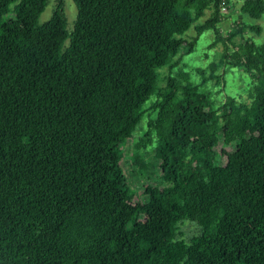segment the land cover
<instances>
[{
    "label": "trees",
    "instance_id": "trees-1",
    "mask_svg": "<svg viewBox=\"0 0 264 264\" xmlns=\"http://www.w3.org/2000/svg\"><path fill=\"white\" fill-rule=\"evenodd\" d=\"M223 1L229 12L232 0H74L70 31L63 0L43 24L49 0H0V264H264V43L246 36L263 28L240 17L224 34ZM240 12L259 19L264 0ZM207 30L220 62L161 85ZM232 69L248 99L217 104L201 89L226 88ZM148 111L133 157L157 182L134 204L119 147ZM186 220L200 229L189 242Z\"/></svg>",
    "mask_w": 264,
    "mask_h": 264
},
{
    "label": "rangeland",
    "instance_id": "rangeland-1",
    "mask_svg": "<svg viewBox=\"0 0 264 264\" xmlns=\"http://www.w3.org/2000/svg\"><path fill=\"white\" fill-rule=\"evenodd\" d=\"M243 0H232V8L228 12L227 10V18H225L221 23L220 27L224 34H226L234 25L235 21L240 17L242 20L248 24L253 25H260L263 28V32L261 34L247 32L246 36L249 37L251 40L255 41L257 44L264 43V13L259 19H254L248 14H241L240 12V4ZM65 5V14L67 16V24L68 29L70 31L73 30L74 24L77 19V6L74 0H63ZM59 0H49L48 5L45 11L42 13L39 24H43L49 21L57 7ZM211 15V11H207L206 16L200 19L199 23H203L209 16ZM197 32L195 28H191L188 33L185 35V38L189 41L192 40L194 36H196ZM239 41V39H238ZM215 42V35L212 30L205 31L202 36L200 37L199 42L196 44L194 48V52L191 54H179L175 59L174 62H178L179 67L170 69L169 67L162 68L160 70V78H161V85H164V77L168 75L170 72L177 73L180 67L184 70H187L191 73L192 77L195 80H199L198 74L195 72L196 68H203L208 69L210 64L213 62H220L221 54L223 52V45L221 43L217 45H213ZM219 73H223V68H219ZM243 71H239L237 69H232L231 73L227 74L226 78V88L222 87L221 85H217L215 81H209L204 88L201 90L203 91H210L212 94V98L215 100L217 104L221 103L225 100L226 95H238V93L242 94L245 99L247 98V94L245 90L248 89L249 85V77H243ZM155 96H153L146 104V108H150L151 103L153 102ZM156 116V113L148 111L145 115L144 120L142 121L141 125H139L135 135L129 138L124 146L119 147V151L122 154L121 164L126 172L127 176L130 179V183L132 182L133 187L135 188V197H134V204L143 203L145 200V190L151 187L153 184H156V178L150 179L146 178V175H141V171L148 174H152L155 171L153 165L151 164L150 167L143 169V166L139 164H134L135 159L133 157V153L135 151H140L143 153V149L140 148L139 140L147 130L148 120L151 117ZM155 142L153 143V146ZM217 150L222 155L223 165H226L229 160V155L233 151L232 145H227L223 142L219 145ZM152 158V153H145L144 158L146 160H150ZM200 229L197 223L186 220L180 226V237L184 238L185 241L189 242L194 235L199 233Z\"/></svg>",
    "mask_w": 264,
    "mask_h": 264
},
{
    "label": "built area",
    "instance_id": "built-area-1",
    "mask_svg": "<svg viewBox=\"0 0 264 264\" xmlns=\"http://www.w3.org/2000/svg\"><path fill=\"white\" fill-rule=\"evenodd\" d=\"M221 10L223 13H227L228 6H227V3L225 1L222 2Z\"/></svg>",
    "mask_w": 264,
    "mask_h": 264
}]
</instances>
